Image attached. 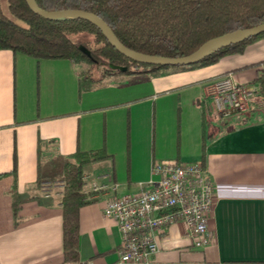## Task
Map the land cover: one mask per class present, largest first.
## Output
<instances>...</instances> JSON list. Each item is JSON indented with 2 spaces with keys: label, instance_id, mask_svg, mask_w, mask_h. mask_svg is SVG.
I'll use <instances>...</instances> for the list:
<instances>
[{
  "label": "crops",
  "instance_id": "crops-1",
  "mask_svg": "<svg viewBox=\"0 0 264 264\" xmlns=\"http://www.w3.org/2000/svg\"><path fill=\"white\" fill-rule=\"evenodd\" d=\"M30 58L0 49V264H61L60 190L50 192L46 182L73 161L75 150L99 147L109 157L82 167L83 190L95 201L78 209V262L67 264H264V100L255 83L263 65L251 66L264 60V37L211 65L142 74L151 83L147 93L138 85H102L113 76L79 91L83 69L75 63ZM34 68L35 95L47 101L36 109ZM226 73L256 91V110L210 133L216 126L211 86ZM41 74L45 95L39 92ZM162 116L175 122L174 136L169 132L164 140ZM156 159L204 166L213 184L209 241L192 247L185 225L174 222L156 236L157 251L148 262H119L120 235L102 207L109 198L149 188Z\"/></svg>",
  "mask_w": 264,
  "mask_h": 264
},
{
  "label": "trees",
  "instance_id": "trees-1",
  "mask_svg": "<svg viewBox=\"0 0 264 264\" xmlns=\"http://www.w3.org/2000/svg\"><path fill=\"white\" fill-rule=\"evenodd\" d=\"M43 10L80 9L100 17L125 47L144 54L181 57L202 42L264 22V0H34ZM264 37V32L207 54L189 65L160 66L134 62L121 54L90 22L80 18L47 20L32 13L24 0H0V49L34 59H66L86 64L78 81L79 91L89 90L107 76L157 75L167 68L191 69L215 63L219 58L241 53L246 45ZM104 62L105 64H102ZM255 83L264 100V60ZM93 76V69L98 68ZM117 67H125L119 70ZM247 67V66H245ZM243 67V68H245ZM264 106V104H263ZM38 151V148H37ZM61 167V264L78 262L79 207L95 201L83 190V166L109 157L104 147L75 150ZM38 183V181H37ZM14 189V188H12ZM12 212L17 201L12 194Z\"/></svg>",
  "mask_w": 264,
  "mask_h": 264
},
{
  "label": "built area",
  "instance_id": "built-area-1",
  "mask_svg": "<svg viewBox=\"0 0 264 264\" xmlns=\"http://www.w3.org/2000/svg\"><path fill=\"white\" fill-rule=\"evenodd\" d=\"M255 97L250 85L237 83L226 73L213 81L209 102L218 113L226 108L246 113L257 106ZM148 183L149 188L109 198L102 207V215L114 220L120 235L119 262H148L157 251L156 236L174 222L185 225L192 247L205 246L213 184L204 166L200 162L153 161Z\"/></svg>",
  "mask_w": 264,
  "mask_h": 264
},
{
  "label": "water",
  "instance_id": "water-1",
  "mask_svg": "<svg viewBox=\"0 0 264 264\" xmlns=\"http://www.w3.org/2000/svg\"><path fill=\"white\" fill-rule=\"evenodd\" d=\"M24 2L32 13L47 20L80 18L90 22L100 31L109 45L119 54L134 62L149 65L177 66L193 64L216 49L238 43L251 36L264 32V22H262L248 28L235 30L230 33L209 38L202 42L194 51L181 57L155 56L137 52L122 45L107 24L92 12L80 9L43 10L35 4L34 0H24ZM117 68L122 71L125 69V67Z\"/></svg>",
  "mask_w": 264,
  "mask_h": 264
},
{
  "label": "rangeland",
  "instance_id": "rangeland-1",
  "mask_svg": "<svg viewBox=\"0 0 264 264\" xmlns=\"http://www.w3.org/2000/svg\"><path fill=\"white\" fill-rule=\"evenodd\" d=\"M30 60H32V62L40 61L39 59H34V58H30ZM102 64H105V63L102 62ZM76 65L79 68L83 69V71H85L87 69V65L86 64H76ZM99 69H100V66L98 68H94L92 70L93 71V76H96L98 74ZM167 69H174V68H167ZM148 78L149 77H147L146 75H142V74H132V75L131 74L130 75H128V74H120V75L113 76L112 78H110L109 81H105V83H102V85L103 84H108V85H116L118 87H121L122 85H125V86H128V87L129 86L138 85L141 90H143V91H145V93H147L149 91V89H150L149 86L151 84ZM37 80H38V74H36V71H35V68H34V70H33V86L34 87L32 88V91H31V97H32V104H33V107L35 109L38 108V107H41L44 104H47L46 100L37 99V96L35 95L36 81ZM39 80H40V84L46 83L45 75L41 74L39 76ZM43 88H44V84H42L39 87V92L42 95H45L46 92H45V90ZM139 95H141V92L139 93ZM162 95H164V92L158 94V96H162ZM146 98H149V96H146ZM251 110H253V112H255L254 110H256V108H253ZM251 110H249L247 112H250ZM211 115H212V117H211L212 120H215L214 122H215L216 126H214L212 128H209L210 133H214V132L218 131L219 129L220 130L221 129H227L228 127H231L233 125H237V124H239L241 122V120H243L244 118L248 117L247 113H239L237 110L232 109V108H226V109L222 110L219 113L216 112L213 109ZM235 115L239 116V118L237 116H235ZM233 116H234V118H233ZM162 117H163V121L161 122V137H162V139H163V136L167 137L169 132H170V134L173 133V136H174V133H175L174 123L175 122H174L173 116H172L171 120L169 119L170 116H168V117L162 116ZM235 117H237V118H235ZM149 121L151 122V116L149 117ZM154 121H155V124H158L159 116L156 115ZM169 123H170V125H169ZM171 126H173V130L172 131H171ZM156 132L157 131H156V126H155V135H156ZM158 142L159 141H157L156 137H155V143H154V147L155 148H156V146H158ZM161 160H164V159H156L155 161H161ZM60 172H59V174H60ZM61 182H62V177L58 175L56 178H52V179L48 180L46 183L48 185V189L50 190V192H54V191H58V190L61 189Z\"/></svg>",
  "mask_w": 264,
  "mask_h": 264
}]
</instances>
